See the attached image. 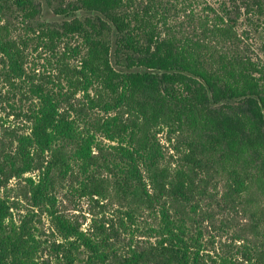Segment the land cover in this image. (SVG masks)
I'll return each instance as SVG.
<instances>
[{
	"label": "trees",
	"instance_id": "trees-1",
	"mask_svg": "<svg viewBox=\"0 0 264 264\" xmlns=\"http://www.w3.org/2000/svg\"><path fill=\"white\" fill-rule=\"evenodd\" d=\"M45 1L88 15L0 0V99L19 95L10 116L26 118L5 130L0 190L22 180L56 238L2 196L0 264H264V0ZM67 183L122 217L85 229L58 208ZM212 200L248 219L232 252L203 235Z\"/></svg>",
	"mask_w": 264,
	"mask_h": 264
},
{
	"label": "rangeland",
	"instance_id": "rangeland-1",
	"mask_svg": "<svg viewBox=\"0 0 264 264\" xmlns=\"http://www.w3.org/2000/svg\"><path fill=\"white\" fill-rule=\"evenodd\" d=\"M41 4L42 7V19L43 21L46 22H62L63 20L71 19L72 17H83L88 15L85 12H77L74 14V16L70 17H65V16H60L56 15L52 12V10L47 6V3L45 0H36ZM169 0H166L168 2ZM172 0H170L171 2ZM210 4L213 6H217L215 4V1H211ZM37 53H34L30 57L31 60L36 58ZM45 58V57H44ZM37 61L35 62L38 64V67L41 71L44 69V65L46 64L45 60H39L36 59ZM112 62L115 65L117 69H121L119 66L115 64V59L114 56L112 58ZM6 89L4 90L3 94L5 93ZM8 91V90H7ZM6 91V92H7ZM12 96V95H10ZM20 96L17 95L15 97L14 101H10L9 103L6 102L5 100L0 99V151L5 148L3 145L4 143H9V136L6 134L5 130L7 129H13V127L16 128V131L22 132L23 127L25 126L26 118H20L17 119L16 117L13 118L10 116V114L13 112L10 104H14L17 109H19V101ZM15 108V109H16ZM8 133V132H7ZM160 138L162 139V142H164V136L160 135ZM37 174H28L26 177H33L34 179L37 178ZM67 186H62L59 191L57 192V203H58V208L60 210L66 212L69 216H78L77 218L82 221L83 216L88 218L87 221L84 223V228L88 229L89 224L93 216L98 215V218H102V216L106 215V220L109 219H115L116 217H122V213L124 212V209H121L119 205L114 204L111 205L102 202L101 204L105 205L104 208L95 205L94 203H91L88 201L86 198L79 200V201H72L73 192L71 193L70 186H68V183L66 184ZM26 184L22 180L18 179H13L12 181L9 182L8 187L2 188L0 190V197L2 196H10L12 200L18 203V205L13 209V218L14 221L17 224H21V221L23 220H28L29 226L32 229V231L35 233V235L38 238H42L43 240H52L53 237L56 238L55 235H53V230L51 227V223L49 218L47 217L46 213H43L40 211V209H35L34 211L32 210L31 204L26 200L24 197L23 191L25 188ZM213 193L217 194L220 190H222L221 185L219 186L218 190L213 189ZM220 196V192H219ZM220 199V197H219ZM217 201H209V203H202L205 208L210 207L213 210V213L215 214L214 220L212 225L204 224L203 226V235L204 237L208 240H213L215 243V247L217 248V251L222 253L223 249L231 251V249H228V247H224L226 244L227 246L232 245L235 247V242L232 240L233 236L235 234H240L241 231H239L241 228H243L245 225H248V219L243 218L241 215H236L235 213H230L228 211H223L221 209ZM206 204V205H205ZM43 210V209H42ZM92 210V215L89 214L90 211ZM84 221V220H83ZM82 221V222H83ZM122 231V230H121ZM122 236V243H119V248H122L128 244V241L124 240L125 235L121 233ZM53 235V236H52ZM205 239V240H206ZM242 242H238V244H241ZM244 245V244H242ZM232 252V251H231ZM52 254L51 250L47 247L41 254V260H51L50 255ZM238 264H246V263H238Z\"/></svg>",
	"mask_w": 264,
	"mask_h": 264
}]
</instances>
